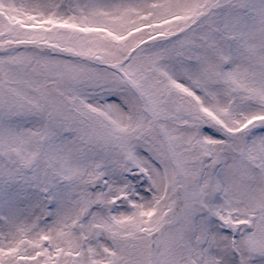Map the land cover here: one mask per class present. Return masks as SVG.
<instances>
[{
    "label": "snow or ice",
    "instance_id": "obj_1",
    "mask_svg": "<svg viewBox=\"0 0 264 264\" xmlns=\"http://www.w3.org/2000/svg\"><path fill=\"white\" fill-rule=\"evenodd\" d=\"M0 264H264V0H0Z\"/></svg>",
    "mask_w": 264,
    "mask_h": 264
}]
</instances>
